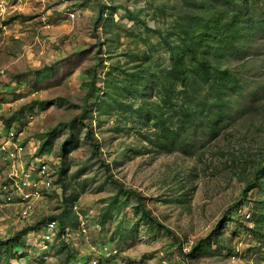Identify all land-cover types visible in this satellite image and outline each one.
Here are the masks:
<instances>
[{"label": "rangeland", "instance_id": "rangeland-1", "mask_svg": "<svg viewBox=\"0 0 264 264\" xmlns=\"http://www.w3.org/2000/svg\"><path fill=\"white\" fill-rule=\"evenodd\" d=\"M0 2V116L16 115L7 128L17 134L0 135V184L11 169L3 146L22 142L29 160L43 134L57 129L43 153L57 169L52 193L23 219L0 185V237L43 217L68 215L64 235L60 226L52 240L43 237L40 227L26 234L19 251L27 255L17 263L264 264V211L259 210L264 181L239 205L251 218L237 211L241 192L264 157V35L230 61L247 80L242 98L248 103L231 126L200 142L190 154L157 152L151 145L152 151L142 153L151 124L137 121L129 107H138L141 99L124 93L119 99L126 109L113 104L103 113L105 104L100 102L108 95L97 90L89 98L88 117H82L87 82L94 76L89 70L95 68L97 85L105 86L109 73L120 78L115 65L131 71L146 53L152 57L147 66L155 67L158 59L166 64L168 51L159 30L171 26L162 14L174 11L175 0ZM117 5L122 7L115 9ZM91 114L99 119H90ZM88 125L93 126L92 138L85 136ZM72 132L74 142L65 147ZM96 141L99 150L94 154ZM60 167L66 168L62 181ZM120 183L144 195L151 214L165 227L141 219L135 211L136 193H121ZM209 234L207 248L190 255L193 245ZM235 248L242 252L232 258Z\"/></svg>", "mask_w": 264, "mask_h": 264}, {"label": "trees", "instance_id": "trees-1", "mask_svg": "<svg viewBox=\"0 0 264 264\" xmlns=\"http://www.w3.org/2000/svg\"><path fill=\"white\" fill-rule=\"evenodd\" d=\"M120 7L114 6L115 9ZM141 7L144 9L145 5ZM171 7L174 11L170 15L162 14L164 21L171 19L170 28L159 30L168 51L164 57L167 58V65L158 59L152 64L155 67L147 66L146 62L152 60V57L146 53L145 60L131 71L119 64L115 65L120 78L114 79L113 74L109 73V77L105 78V86L97 85L95 68L89 70L94 76L87 82L82 117H88V111L92 109L89 98L97 90L107 92L108 95V98L100 102V105L105 104L103 113L110 112L113 104L126 109L119 99V95L124 93H130L134 99H141L138 107H129L136 112L137 121L151 124V128L145 132L148 145L140 150L142 153L152 151L153 147L157 152L181 150L190 154L200 142L216 137L223 129L231 126L247 110L248 103L242 98L247 80L239 70L231 67L230 61L240 57L253 41L264 35V0H175ZM157 9L166 10L161 6H157ZM128 11L132 13V10ZM99 51L103 52L102 46ZM103 59L101 55L100 62ZM252 93H255L254 90ZM89 118L99 119L93 114ZM0 119L9 128L16 115L0 116ZM56 131L54 128L43 134L44 139L36 155L45 153ZM92 132L93 126H86L85 136L92 138ZM74 135V132L70 134L63 144L65 147L69 142H74ZM98 146L99 142H94V154L98 152ZM65 172V167L59 168L60 181ZM261 181H264V157L259 162L255 176L242 190L243 200L237 207L249 198L254 188L262 185ZM119 187L121 193H136L138 203L135 211L141 219L152 226L165 227L157 216L151 214L144 195L125 188L121 183ZM259 210L264 211V202ZM67 218L66 212L43 217L36 224L24 227L11 236L0 237V264H20L17 260L27 255V252L19 251V248L26 245V234L37 230L49 219H60L59 233H67ZM261 220L264 222V213H261ZM211 238L209 234L197 241L190 255L204 251ZM61 246H66V242L62 241Z\"/></svg>", "mask_w": 264, "mask_h": 264}, {"label": "built area", "instance_id": "built-area-1", "mask_svg": "<svg viewBox=\"0 0 264 264\" xmlns=\"http://www.w3.org/2000/svg\"><path fill=\"white\" fill-rule=\"evenodd\" d=\"M0 11H2L1 2ZM3 13L0 12V15ZM71 15L75 16L74 13H71ZM9 130L6 124H3V126H0V135H2V132L7 134V131L10 132ZM10 134L13 137L17 136L15 132H10ZM3 148L11 169L8 176L1 181V190L9 203L18 206L19 216L28 219L37 208L38 201L52 193L57 177V169L44 154L35 155L26 160L22 142L13 140L10 146H3ZM237 211L247 219L251 218V213L243 206H239ZM58 227V219H49L40 226L44 230L43 237L47 240L56 237ZM241 252L238 248H235L231 257L236 258Z\"/></svg>", "mask_w": 264, "mask_h": 264}]
</instances>
